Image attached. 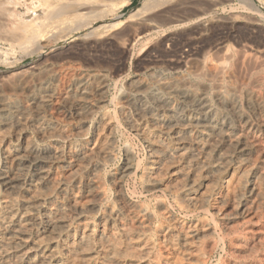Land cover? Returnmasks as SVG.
<instances>
[{
  "label": "bare ground",
  "instance_id": "1",
  "mask_svg": "<svg viewBox=\"0 0 264 264\" xmlns=\"http://www.w3.org/2000/svg\"><path fill=\"white\" fill-rule=\"evenodd\" d=\"M96 2L81 13L85 5L69 1L33 34L71 38L70 22L95 31L109 13L108 1ZM92 13L96 19L86 16ZM178 64L129 80L46 68L10 69L0 78V264L165 262L147 232L154 221L169 219L170 209L156 200L154 212L122 187L121 179L139 171L145 192L169 193L184 213L205 214L192 224L157 227L165 248L203 263L219 245L218 217L232 264H264V177L254 166L264 161V66L243 69L237 79L223 66ZM110 86L115 98L106 96ZM120 122L143 141L145 156L141 162L123 146L121 166L107 175L116 190L111 203L103 167L113 160ZM218 185L226 196L211 213Z\"/></svg>",
  "mask_w": 264,
  "mask_h": 264
},
{
  "label": "rangeland",
  "instance_id": "2",
  "mask_svg": "<svg viewBox=\"0 0 264 264\" xmlns=\"http://www.w3.org/2000/svg\"><path fill=\"white\" fill-rule=\"evenodd\" d=\"M69 1L84 4L85 8L80 12L88 13L98 0H0L1 79L9 75L10 69L17 72L46 68L91 70L109 73L113 80H129L144 69H172L171 65L176 62L179 63L177 69L181 70L223 66L236 72L237 79H240L245 69L264 66V0H150L148 2L154 3H147L142 10L139 8L144 0H105L108 1L105 10L109 13H103L105 19L95 31L81 22H70L71 38H61L53 31L40 36L33 34L36 24L51 22L58 9ZM137 8L145 12L136 13ZM133 14L134 18H130ZM86 16L88 19L97 18L93 13ZM30 35L31 38L28 37ZM106 96L115 98L117 92L110 86ZM107 108L113 112L111 105ZM74 118L71 124L76 123ZM121 123L118 124L113 160L103 167V175L106 176L103 187L111 203L115 202L116 190L107 175L116 173L121 166L123 146L130 145L134 157L141 162L145 156L143 141ZM259 148H264V143ZM252 163L247 165L252 166ZM254 166L264 177V161H257ZM248 169L250 167L245 171ZM141 178L139 171L136 176L121 179L123 190L128 194L136 193L134 200L146 204L154 212L158 209L155 201L162 200L171 212L169 219L150 224L148 243L160 249L162 258L166 259L161 264H194L182 258L177 249L165 248L164 240L157 235L156 229L178 221L184 225L192 224L203 220L205 214L184 213L169 193L145 192ZM223 188L220 190L219 185L215 188L209 212L212 213L219 201L225 199ZM262 210L264 213V206ZM214 221L219 245L200 264H232L229 237L221 228L219 218L214 217Z\"/></svg>",
  "mask_w": 264,
  "mask_h": 264
}]
</instances>
